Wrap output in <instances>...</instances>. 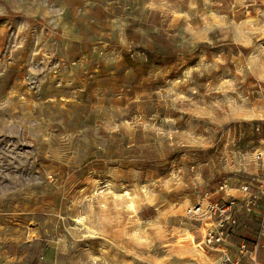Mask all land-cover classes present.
Wrapping results in <instances>:
<instances>
[{"label": "rangeland", "instance_id": "374dc122", "mask_svg": "<svg viewBox=\"0 0 264 264\" xmlns=\"http://www.w3.org/2000/svg\"><path fill=\"white\" fill-rule=\"evenodd\" d=\"M210 7L0 0V264H220L241 243L252 250L257 220L247 225L240 202L225 253L204 241L214 223L186 211L206 192L232 197L216 198L217 180L200 179L185 133L191 103L234 89L185 86L193 73L233 69L221 49L234 48V25ZM155 48L172 53L176 69L141 67ZM163 88L182 94L178 104Z\"/></svg>", "mask_w": 264, "mask_h": 264}, {"label": "crops", "instance_id": "0c3cea01", "mask_svg": "<svg viewBox=\"0 0 264 264\" xmlns=\"http://www.w3.org/2000/svg\"><path fill=\"white\" fill-rule=\"evenodd\" d=\"M207 1L212 9L213 5L224 4V8L213 9L215 13L212 14L216 15L214 19L220 24L224 23L223 25L231 24L232 21L234 25V48L221 49L224 50L222 53H230L229 62L233 69L221 67L222 74L213 77L209 76V72L193 73L185 86H190L191 83L192 86L201 87L214 83L215 86L225 88L223 91L234 89L232 95L225 93V97L220 100L211 101L207 93V99L203 100L201 105L191 103L189 110L192 111V121L185 129L193 145L189 152L190 159L194 167L200 169V179L203 182L207 180L205 185H208V181L217 180L215 197L232 196L240 202V209H243L242 200L245 194L241 193L239 188L243 182L249 183L260 201L258 206L251 210L249 218L245 215L248 221L246 223L250 225L249 221H253L254 216L260 224L264 216V88L250 91L249 86L264 83V0H252L250 10L245 7L247 0ZM158 52H161L158 48L145 50V60L140 62L141 67L159 70L158 72L166 66H169L171 71L176 69V66L173 68L176 57L172 53L160 55ZM166 59L169 62H166ZM238 85L241 88L236 90ZM160 91L161 97L171 102L173 100L174 105L178 104L179 96H182L178 90L163 88ZM250 92H255L256 95L249 97ZM189 96L194 98L191 93ZM189 101L195 102L192 99ZM173 118L169 116V119ZM170 131L172 134V130ZM177 132L178 129H175L174 134ZM249 150H252L253 154H248ZM220 183L226 184L224 190L217 189ZM247 225L243 227L248 229ZM259 232L261 239L256 254L259 260L264 262V228H260ZM253 239L256 240V235ZM249 255L248 251L241 252L239 247L233 258L241 257L243 263L248 262Z\"/></svg>", "mask_w": 264, "mask_h": 264}, {"label": "built area", "instance_id": "2783aa9c", "mask_svg": "<svg viewBox=\"0 0 264 264\" xmlns=\"http://www.w3.org/2000/svg\"><path fill=\"white\" fill-rule=\"evenodd\" d=\"M259 158V156H258ZM226 188L225 183H220L218 186L219 190H224ZM240 191L245 194V198L242 200L243 209L246 212H251V210L258 206L259 197L251 190L249 183H243L240 186ZM237 200L232 197H227L223 200H212L210 199L209 193L204 194L202 201L187 208V214L199 221H209L213 222L214 225L211 229H207L204 236V241L208 246L220 249V251L225 253L224 249L221 247L229 234L235 226L237 225V219L232 215L233 210ZM263 208H264V198H263ZM260 228H264V216L260 221ZM261 239V232L256 235V240L253 243L252 250L249 252V259L252 264H261L256 257V251L259 246V240ZM241 252H247L244 243L240 244ZM220 264H241V257L232 260L228 254H223Z\"/></svg>", "mask_w": 264, "mask_h": 264}, {"label": "trees", "instance_id": "16d2710c", "mask_svg": "<svg viewBox=\"0 0 264 264\" xmlns=\"http://www.w3.org/2000/svg\"><path fill=\"white\" fill-rule=\"evenodd\" d=\"M260 229V224L259 221L257 220L256 223L253 224V226L251 227V230H253V234H257L259 232Z\"/></svg>", "mask_w": 264, "mask_h": 264}]
</instances>
